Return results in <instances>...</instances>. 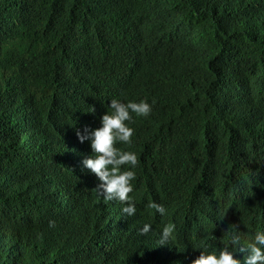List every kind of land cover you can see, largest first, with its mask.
Segmentation results:
<instances>
[{"label": "clouds", "instance_id": "obj_1", "mask_svg": "<svg viewBox=\"0 0 264 264\" xmlns=\"http://www.w3.org/2000/svg\"><path fill=\"white\" fill-rule=\"evenodd\" d=\"M101 2L109 37L90 43H104V65L86 63L57 98L64 67L82 63L63 23L91 29ZM21 5L35 54L0 19V128L19 151L1 165L13 175L0 238L45 241L61 264H264V93L233 130L237 108L207 88L231 58L176 26L166 0Z\"/></svg>", "mask_w": 264, "mask_h": 264}, {"label": "trees", "instance_id": "obj_2", "mask_svg": "<svg viewBox=\"0 0 264 264\" xmlns=\"http://www.w3.org/2000/svg\"><path fill=\"white\" fill-rule=\"evenodd\" d=\"M171 6V16L176 21V26L184 31L194 34L201 47H212L215 52L223 57H230V68L216 74L219 84L214 78L207 85L212 93H217L222 102H228L230 107L237 108L239 116L230 123L233 130L243 128L242 121L247 117L252 118L257 104L262 102L264 93V0H166ZM21 2L31 0H0V19L3 27L16 26L19 31V52L25 54V48L31 47L36 53V34L32 31L29 22L24 21L25 15L21 12ZM33 6L27 8V13H32ZM3 11H8L2 13ZM97 11V8H94ZM10 12V13H9ZM12 12V13H11ZM110 8L104 2L100 4V15L91 29L84 28L65 21L70 41L80 43L79 48L70 50L76 59L82 63L76 66H65L62 72V83L57 84L55 95L67 93L69 84L78 77V69L82 73L86 70V63L95 70H100L105 62L106 47L102 41L93 47L90 40L93 34L104 30L109 37ZM1 26V25H0ZM107 37V41H108ZM170 43L172 40L170 38ZM176 48L183 49L176 40ZM62 53V52H59ZM48 76H38V84H42ZM264 110V107L261 108ZM0 188L4 185V176H12V170H6L1 165L10 168L18 161V148L14 143V136L3 127L0 128ZM57 130L51 129L39 144H54ZM7 188H12L8 183ZM6 200V195L0 191V207ZM20 245L17 235L12 232L9 238H0V264H61L60 260L48 253L45 241L33 245Z\"/></svg>", "mask_w": 264, "mask_h": 264}, {"label": "bare ground", "instance_id": "obj_3", "mask_svg": "<svg viewBox=\"0 0 264 264\" xmlns=\"http://www.w3.org/2000/svg\"><path fill=\"white\" fill-rule=\"evenodd\" d=\"M100 78H102V77H100ZM97 97H100L101 99L103 98L102 91H100V92L98 93V96H97ZM25 144H26V142H25Z\"/></svg>", "mask_w": 264, "mask_h": 264}, {"label": "water", "instance_id": "obj_4", "mask_svg": "<svg viewBox=\"0 0 264 264\" xmlns=\"http://www.w3.org/2000/svg\"><path fill=\"white\" fill-rule=\"evenodd\" d=\"M184 92H185V94H186V95H188V94H189V91H188V89H185V91H184Z\"/></svg>", "mask_w": 264, "mask_h": 264}]
</instances>
